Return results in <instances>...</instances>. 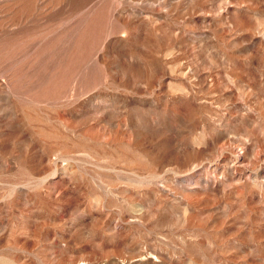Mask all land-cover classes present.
Masks as SVG:
<instances>
[{"label":"rangeland","instance_id":"obj_1","mask_svg":"<svg viewBox=\"0 0 264 264\" xmlns=\"http://www.w3.org/2000/svg\"><path fill=\"white\" fill-rule=\"evenodd\" d=\"M0 264H264V0H0Z\"/></svg>","mask_w":264,"mask_h":264}]
</instances>
